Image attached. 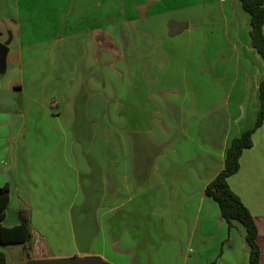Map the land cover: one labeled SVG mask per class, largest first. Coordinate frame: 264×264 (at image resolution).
I'll return each instance as SVG.
<instances>
[{
	"label": "crops",
	"instance_id": "0c3cea01",
	"mask_svg": "<svg viewBox=\"0 0 264 264\" xmlns=\"http://www.w3.org/2000/svg\"><path fill=\"white\" fill-rule=\"evenodd\" d=\"M5 1L0 24L6 23L9 38L0 43V75L9 65L32 61V81L45 63L59 61L54 74L69 85L90 82L86 95L43 88L35 99L26 96L35 106L25 109L24 118L4 112L0 104V188L8 185L10 191L0 225H18L24 210L31 217L28 243L0 244L6 264H249L244 227L229 228L204 194L224 167L230 141L253 127L259 111L264 63L251 45L250 18L240 2ZM105 18L108 23L101 25ZM170 21L187 27L170 37ZM101 66L113 73L106 107L100 106V93H93L99 91L94 78ZM21 83L12 89L23 93ZM121 86L123 108L115 104ZM164 93L175 99V107L143 109L148 98L164 102ZM168 111L175 117L165 121ZM52 120L68 128L82 129L87 122L93 130L105 129L88 143L109 147L108 153L93 161L81 155L77 167L61 152L64 165L52 171V143L42 139ZM31 124V140L17 137ZM154 128L170 138L160 140L156 150L146 137ZM116 129L123 130L122 155L109 137ZM252 139L228 183L254 218L259 264H264V123ZM68 172L75 187L71 199ZM83 175L89 192L82 193V203L90 194L97 198L90 213L76 208L75 228L72 213ZM55 183L60 200L52 195ZM41 210H59L60 219L37 216Z\"/></svg>",
	"mask_w": 264,
	"mask_h": 264
},
{
	"label": "rangeland",
	"instance_id": "374dc122",
	"mask_svg": "<svg viewBox=\"0 0 264 264\" xmlns=\"http://www.w3.org/2000/svg\"><path fill=\"white\" fill-rule=\"evenodd\" d=\"M7 5V1L2 0L0 1V7H4ZM109 18H105V19H101L100 24L104 25L108 23ZM4 24V25H3ZM6 23H2L0 24V43H4L8 40L9 35L8 33L4 30ZM102 39V38H101ZM102 43H104L102 41ZM24 58V56H23ZM59 61H51V62H47L45 63L44 67H43V71L41 72L42 75L36 79V80H32L31 81V76H32V72L30 71L32 68V61H22L21 62H17L14 65H9L6 71V74L4 75H0V104L2 105L1 107H3L4 112L13 114L15 116H21L22 118L25 117V109L29 108V107H33L35 106L33 104L32 101L28 100L26 96H31L34 97L35 99V93L38 92V90L40 89H46L49 91H57L60 92L59 90H66L68 93H70V95L72 94L73 91L78 90L79 92H82L83 94H87L86 93V84L89 86L90 82L86 81L85 82H81V81H77V82H72L70 83V85L67 82V78H60V74L56 75L54 74V67L55 68H59L57 66V63ZM31 63V64H30ZM62 67H64L65 69H67V67L63 64ZM173 70V67L168 68L162 75L163 76H168L169 72H171ZM96 71V70H95ZM65 72V70H64ZM95 78H94V86H96V84L99 86V91L96 89H94L93 93H97L99 92L101 96L99 97V102H100V106H108L109 102L111 101L107 96V90L109 89V87L111 86V78L113 77V73H110L109 71H107V66L103 67L101 66L99 72H97L95 74ZM123 77H119V85H117V89L118 87L122 84V79ZM64 79V81H60ZM23 81V86L21 85L22 88V92L20 91H14L12 89V86L16 83H21ZM22 84V83H21ZM112 84V83H111ZM117 84V83H116ZM123 88V86H121V88L118 90V96L115 99V104L117 106H120L119 108H123L124 106V98L121 96V89ZM81 90V91H80ZM61 93V92H60ZM167 93H164V95H166ZM171 95V93H170ZM71 98V99H70ZM68 97L67 100L68 102L72 100V97ZM53 99V98H52ZM164 99V102L160 101L159 99H152V98H148L146 101V104L144 105L143 109H147V110H151V109H158L161 108L163 106V108H173L175 107V99L169 95H166ZM84 100V99H83ZM58 101V100H57ZM61 101V100H60ZM77 101V100H76ZM53 105H55L53 103ZM104 107V108H105ZM12 111H9V110ZM124 112V111H123ZM5 113V114H7ZM60 113V112H58ZM57 113V114H58ZM90 116V115H89ZM167 116L165 118V121H170L172 119H174L175 117V112L172 111H168L166 113ZM103 117L105 118V115H103ZM157 118H155L154 120H156ZM81 124H83L82 129H77V125L75 126V128H68L65 124V122L62 121V123L60 124L58 121H54L52 120L51 122V132H48V134L44 135V137L42 139H46L47 142H51L52 143V147H50V152L49 154L55 156L53 157L52 160V171L57 169L56 167L58 166H63L64 163L63 162H59L58 159L60 157L61 152H63V155L66 153L67 151V155H68V160H71V164L75 165V164H80L79 163V156L81 155H85V159L89 160V161H93V159L95 158L96 154L102 155V151L108 153L109 147H107L105 149V147H92L90 144V142L88 143V140H91L93 134H95L96 132L98 133H105V129H101V131L99 130H93L91 126H89L87 122H82ZM120 126V125H118ZM25 127V126H24ZM33 125H27L25 127V129H22L18 132L17 137H19L21 140L24 139H29L31 140V137L33 135ZM118 128V127H117ZM110 133V138H112L114 140V142H116V150H117V155H122L124 153V147H123V130L122 129H116L115 133L113 131H109ZM166 133L168 134V131L166 130ZM151 143H148L150 145H152L154 148L156 147V145L159 143L160 140H170V138L167 136H164L162 134L161 128L159 129V131L157 129L154 128V130L148 135L146 136ZM99 139V137H98ZM75 140V141H74ZM111 148V147H110ZM36 153H41L43 151V149H38L37 147H34ZM157 148H155L156 150ZM155 152V151H154ZM91 163V162H89ZM77 166V165H75ZM78 167V166H77ZM70 175H72L70 172H68V176H67V189L69 191V198H72V195L75 192V187L73 185V182L70 180ZM73 176V175H72ZM54 177V174H53ZM89 177V176H88ZM87 177L81 176V194L79 196V201L77 202V204L75 205V209L73 210V218H74V223H75V228H77V212L79 210H76V208L78 207H83L82 211H86V209L88 210V212L90 213V209L92 206V201L93 199L95 200L97 198V196L95 194H90L89 197H91L92 199H87V201H85L84 203H82L83 199L81 197L82 193L84 192L85 194H87L89 192V187H88V182H87ZM54 186H52V195L54 197H56L58 200L59 199V193L56 191L57 190V184H53ZM84 195V194H83ZM27 212L26 214L30 217V211H25ZM60 214L61 211L57 210V211H37V216L38 215H44V216H49L52 215L53 217H57L56 219H60ZM32 215V214H31ZM38 228V227H36ZM41 229H43V226H40ZM58 228V226H57ZM59 228L61 229V227L59 226ZM155 242L151 241V244H149V249L151 248L152 245H154ZM10 250H7V252H9ZM13 257V254H12Z\"/></svg>",
	"mask_w": 264,
	"mask_h": 264
},
{
	"label": "trees",
	"instance_id": "16d2710c",
	"mask_svg": "<svg viewBox=\"0 0 264 264\" xmlns=\"http://www.w3.org/2000/svg\"><path fill=\"white\" fill-rule=\"evenodd\" d=\"M241 8L250 18V40L252 47L264 63V0H238ZM259 111L252 128L244 131L229 143L224 159V167L206 186L204 194L219 207L221 218L229 228L234 223L242 225L246 231L245 240L250 249L249 264H259L260 250L257 244L258 229L250 211L241 199L231 190L228 180L240 168L244 151L253 147V134L264 123V78L259 83ZM9 187L0 188V222L5 218L9 204ZM19 224L13 227L0 225V244L3 246L24 245L31 238L30 219L25 212H19ZM0 264H6V256L0 251Z\"/></svg>",
	"mask_w": 264,
	"mask_h": 264
},
{
	"label": "water",
	"instance_id": "95a60500",
	"mask_svg": "<svg viewBox=\"0 0 264 264\" xmlns=\"http://www.w3.org/2000/svg\"><path fill=\"white\" fill-rule=\"evenodd\" d=\"M186 27H187V25L184 23H175L174 21H170L167 25V28L169 31L168 35L170 37H174L175 35L182 32ZM54 264H58V263L55 262Z\"/></svg>",
	"mask_w": 264,
	"mask_h": 264
}]
</instances>
